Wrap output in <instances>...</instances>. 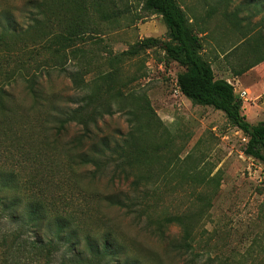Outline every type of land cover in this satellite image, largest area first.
Wrapping results in <instances>:
<instances>
[{"label":"trees","instance_id":"16d2710c","mask_svg":"<svg viewBox=\"0 0 264 264\" xmlns=\"http://www.w3.org/2000/svg\"><path fill=\"white\" fill-rule=\"evenodd\" d=\"M107 2L29 0L23 24L10 11H0L2 264H20L13 259L22 255L43 256L47 264H165L157 252H144L137 242L127 241L105 209L123 214L166 242L182 262L200 261L194 223L201 211L154 214L157 187L163 183L156 176L155 157L168 145L140 144L143 122H159L150 102L131 92L111 93L113 74H100L92 84L88 79L94 49L107 50L97 20L116 17ZM143 10L162 17L167 40L147 37L122 53L110 51L111 66L146 50L162 49L168 63L184 68L177 76L178 90L193 105L222 111L247 138L245 154L264 164V122L251 123L234 85L216 78L204 55L207 33L179 0H144ZM253 35L241 44L253 49L255 63L236 76L264 62V19ZM45 53L49 57L43 59ZM56 74L69 79L76 91L64 103L47 85ZM20 85L30 106L17 97ZM125 100L133 117L131 130L118 138L101 135L100 122L122 109ZM72 129L76 132L70 136ZM167 171L168 166L161 174ZM103 183L105 189L97 187ZM175 226L182 229L179 239L170 236Z\"/></svg>","mask_w":264,"mask_h":264},{"label":"rangeland","instance_id":"374dc122","mask_svg":"<svg viewBox=\"0 0 264 264\" xmlns=\"http://www.w3.org/2000/svg\"><path fill=\"white\" fill-rule=\"evenodd\" d=\"M27 1L0 0V11H10L23 24ZM179 2L207 33L203 39L204 55L211 61L216 78L228 79L238 97L246 90L248 101L241 100L244 114L253 124L264 122V62L254 66L255 70L251 68L236 76L255 63V52L241 42L247 35L253 39V33L259 31L264 19L263 0ZM107 4L116 17L97 20L99 37L107 50L94 49L88 79L92 84L100 74H113L111 93H135L149 101L157 114L159 122L154 126L143 122L140 131L141 145H168L154 158L156 176L163 181L157 187L154 214L187 215L201 211L194 223L198 264H264V164L245 154L247 138L222 111L193 105L178 90L177 76L184 68L176 62L168 63L162 49H149L111 66L110 51L122 53L147 37L167 40V28L161 16L143 10L144 0H108ZM42 57L46 59L49 54ZM47 85L49 91L62 95L61 103L76 94L70 80L58 74ZM16 94L25 105L32 104L21 85ZM127 103L125 100L122 109L118 107L114 115L100 122L101 135L118 138L128 134L133 117ZM75 132L72 129L70 136ZM167 166L168 171L161 174ZM97 187L105 189V184ZM105 212L117 222L127 241L137 242L144 252H157L165 264H189L171 253L166 242L136 227L130 218L115 210ZM181 235L179 226L170 230L173 239ZM13 261L47 264L43 256L33 255H22Z\"/></svg>","mask_w":264,"mask_h":264},{"label":"built area","instance_id":"2783aa9c","mask_svg":"<svg viewBox=\"0 0 264 264\" xmlns=\"http://www.w3.org/2000/svg\"><path fill=\"white\" fill-rule=\"evenodd\" d=\"M239 98L242 100V101H248V92L246 90H242L240 92V95H239ZM245 141H247V139H244Z\"/></svg>","mask_w":264,"mask_h":264},{"label":"crops","instance_id":"0c3cea01","mask_svg":"<svg viewBox=\"0 0 264 264\" xmlns=\"http://www.w3.org/2000/svg\"><path fill=\"white\" fill-rule=\"evenodd\" d=\"M252 70H255V69L253 68ZM252 70H251V71H252Z\"/></svg>","mask_w":264,"mask_h":264}]
</instances>
